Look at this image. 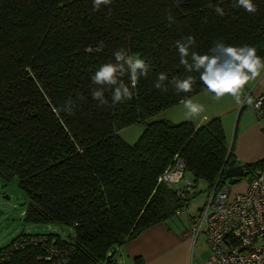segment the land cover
I'll use <instances>...</instances> for the list:
<instances>
[{
    "label": "trees",
    "instance_id": "1",
    "mask_svg": "<svg viewBox=\"0 0 264 264\" xmlns=\"http://www.w3.org/2000/svg\"><path fill=\"white\" fill-rule=\"evenodd\" d=\"M256 3L249 14L234 0H112L99 11L92 0H0V178H17L29 196L27 223L75 229L71 241L47 235L73 248L70 264H112L117 250L176 217L185 205L159 178L177 158L196 187L230 184L236 137L229 146L220 119H156L185 94L154 82L160 72L184 75L174 42L188 35L196 51L222 39L264 56V0ZM121 47L146 58L149 75L131 101L100 106L91 75ZM201 88L197 79L187 95ZM69 100L71 114L54 111ZM134 125L145 131L131 146L120 132ZM263 163L244 166L249 182ZM41 257L27 249L5 264H48Z\"/></svg>",
    "mask_w": 264,
    "mask_h": 264
},
{
    "label": "clouds",
    "instance_id": "2",
    "mask_svg": "<svg viewBox=\"0 0 264 264\" xmlns=\"http://www.w3.org/2000/svg\"><path fill=\"white\" fill-rule=\"evenodd\" d=\"M111 2L112 0H92V8L99 11L102 6ZM234 7L249 14L258 11L256 0H234ZM214 10L220 16L225 15L224 8L220 6H216ZM196 46V37L192 35L177 39L174 47L184 75L170 78L166 72H160L154 87L167 91L170 85L178 95L185 94L181 103L185 117L189 120H195L205 111L203 104L187 95L193 91L197 79L202 85L201 91L215 100L230 97L239 107L252 105L254 97L246 86H250L264 74V56L258 55V49L248 44H227L222 39L214 41L207 51H196ZM149 71L150 65L146 58L132 53L130 49L118 48L112 53V59L94 69L91 75V97L100 106H115L131 101L136 95L139 81L146 78ZM54 111L71 114L73 103L69 100ZM63 264H67V261Z\"/></svg>",
    "mask_w": 264,
    "mask_h": 264
},
{
    "label": "built area",
    "instance_id": "3",
    "mask_svg": "<svg viewBox=\"0 0 264 264\" xmlns=\"http://www.w3.org/2000/svg\"><path fill=\"white\" fill-rule=\"evenodd\" d=\"M264 117V97L248 105ZM159 183L176 193L185 205L178 213L188 211L187 204L197 195L194 180H186V165L175 161L159 178ZM189 236L193 246L204 238L210 257L201 264H264V163L243 192L234 193L229 184L215 186L200 206L197 217L189 220ZM39 249L42 261L48 264H70L75 251L69 245H59L47 235H23L0 251V264L17 253ZM121 253V249L117 250ZM112 264H121L119 256Z\"/></svg>",
    "mask_w": 264,
    "mask_h": 264
},
{
    "label": "rangeland",
    "instance_id": "4",
    "mask_svg": "<svg viewBox=\"0 0 264 264\" xmlns=\"http://www.w3.org/2000/svg\"><path fill=\"white\" fill-rule=\"evenodd\" d=\"M259 81L260 77H258L256 81L252 82L255 83L254 87ZM246 87H248L251 91L254 89L253 86ZM263 87L264 86L262 84L256 92H259L260 89H263ZM249 93L255 98L264 97V94L254 95L253 92ZM193 97L195 98V102L203 104L205 109L204 113H202L201 116L197 117L195 120H189L185 117L182 103L167 110L165 113H162L156 119H165V117H167L169 121L176 124L187 121L198 123L205 116L208 118L207 122L220 119L224 127L228 145L231 146L234 143V138L236 137V147L241 140V136L245 132L261 126V132L264 133V117L260 118L252 108L247 107L239 118L238 114L240 113L241 107L237 106V109L232 112L231 108L235 102L230 97L215 100L205 92ZM144 131V125H134L121 131L120 138H122L129 145L134 146L140 140ZM178 159L180 158H177V160ZM180 160L184 162L182 159ZM186 180H192L189 173H186ZM248 183V178L244 177L238 184H231L230 182V187L234 193H238L239 191H243ZM196 191L197 195L188 203V214L191 212V215L193 216L198 214L200 206L203 205L206 196L209 193L208 184L200 182L196 187ZM29 204L30 198L27 193L20 188L17 178H12L11 180L0 178V251L8 247L12 241L22 235H55L61 237L64 241H71L72 238H74L75 229L73 227L58 224L36 225L27 223L24 213L27 211ZM188 214L185 213L183 217L176 216L174 217V221H176V223L179 222L181 224H186L187 226ZM199 241H204V238H200ZM118 253L120 254V252Z\"/></svg>",
    "mask_w": 264,
    "mask_h": 264
},
{
    "label": "crops",
    "instance_id": "5",
    "mask_svg": "<svg viewBox=\"0 0 264 264\" xmlns=\"http://www.w3.org/2000/svg\"><path fill=\"white\" fill-rule=\"evenodd\" d=\"M262 84L264 86V74L261 75L260 81L255 87V83H252L249 86L254 87L253 91L250 89H248V91L253 92L254 95H262L264 94V87L263 89H260L259 92H256ZM247 107L241 111V114L239 113L240 116ZM236 109L237 105L234 104L231 110L233 112ZM165 119L168 120L167 117H165ZM207 121L208 118L205 116L200 122L194 124L196 126H201ZM234 157L238 162L236 166L257 164L264 160V133L261 132V126L249 130L241 136L239 144L237 147L235 146ZM246 188L247 186H245L243 191H245ZM188 211L186 214H188ZM184 214L179 217H183ZM195 216L191 215V212L188 214L187 226L186 224H181L179 222L176 223L173 218V221L170 220L166 223H160L150 228L142 233L137 239L127 243L121 248V253H118L119 261L122 262L121 264L203 263L210 257V251L207 244L204 241H198L196 245L193 246L189 236V220L195 218Z\"/></svg>",
    "mask_w": 264,
    "mask_h": 264
},
{
    "label": "water",
    "instance_id": "6",
    "mask_svg": "<svg viewBox=\"0 0 264 264\" xmlns=\"http://www.w3.org/2000/svg\"><path fill=\"white\" fill-rule=\"evenodd\" d=\"M245 172L246 170L244 166H235V167L229 168L226 171L224 179L226 181H231L232 184H238L245 177Z\"/></svg>",
    "mask_w": 264,
    "mask_h": 264
}]
</instances>
